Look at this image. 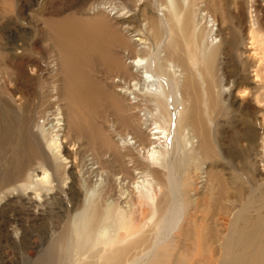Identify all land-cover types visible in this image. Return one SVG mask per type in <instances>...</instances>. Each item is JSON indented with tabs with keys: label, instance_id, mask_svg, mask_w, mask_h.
Returning <instances> with one entry per match:
<instances>
[{
	"label": "rangeland",
	"instance_id": "rangeland-1",
	"mask_svg": "<svg viewBox=\"0 0 264 264\" xmlns=\"http://www.w3.org/2000/svg\"><path fill=\"white\" fill-rule=\"evenodd\" d=\"M140 1L0 0V264H102L91 256L103 250L111 254L120 245L118 241L127 234L124 217L134 220L133 227H142L148 237L146 247L153 241L160 216L155 205L172 198L168 188L161 189L140 168L166 165L164 144L129 146L134 132L125 122L126 113L117 112L111 98L115 90L109 79L111 47L106 39L99 53L84 46L85 68L78 55L67 57L68 69H83L89 76L87 91L80 96L84 81L79 76L76 84V78L70 80L71 73L65 75V49L56 25L63 19L75 24L71 40L77 43L90 34L88 28L98 39L106 31L96 28L119 31L117 20L162 18L155 0ZM110 6L116 9L114 13H110L112 8L103 10ZM184 8L183 20L192 18V24L189 32L176 27L178 53L182 54H177L176 66H183L180 61L192 52L198 54L199 49L218 52L211 103L207 105L200 88L198 106V115L207 121L213 150L201 149L200 137L186 132L189 160H185V174L179 176L182 190L189 193L184 220L159 250L155 264H214L229 223L253 189L264 186V0H186ZM66 77L77 85V95L66 94ZM57 114L62 117L63 132L50 127L49 119ZM85 118L89 125L82 132L75 125ZM143 128L151 138L155 126ZM52 138L64 140L65 144L57 141L61 152L54 150L56 146L53 151L47 147ZM54 152L59 153V163ZM43 168L49 170L50 178L36 189L34 182L42 178ZM209 172L221 175V187L214 181L205 182ZM79 189L83 197L88 194L108 204L111 214L98 232L102 241L116 240L82 255L75 251L79 232L73 225ZM261 192L257 191L254 202L262 201ZM177 214L171 217L174 225L180 217Z\"/></svg>",
	"mask_w": 264,
	"mask_h": 264
},
{
	"label": "bare ground",
	"instance_id": "bare-ground-1",
	"mask_svg": "<svg viewBox=\"0 0 264 264\" xmlns=\"http://www.w3.org/2000/svg\"><path fill=\"white\" fill-rule=\"evenodd\" d=\"M141 1L144 2L145 0ZM182 1L183 0H155L154 3L160 5L159 13L162 15V18H145L143 22L137 19L127 20V18L117 20L119 31L105 26H102V31L96 28V30L100 32L106 31V33H103L104 36L100 33L98 39L95 37L97 33H94L88 28L87 30L90 34L81 37L77 43H72L73 41L71 40V35L73 34L72 30H75V24H71L72 22H68L66 19L56 24L60 45L65 49V58L63 59L62 65L63 71L65 75L71 73V82H75L73 78H76V84H78L79 76H81L84 81L80 89L81 91H79L80 96L87 91V87L90 83L89 76L83 69H76L74 70L75 72L68 69L69 64L67 57L70 54L78 55L80 64L85 68L86 65H88L86 59L88 57L87 53L84 51V46H87L95 53H99L101 51L98 47L101 45L102 41L106 39L107 44L111 47L108 59L110 65L109 70L112 74L109 79L115 90V94H113L115 96L111 98L113 103H115L117 112L121 111L126 113L124 117L125 122L134 132V137H131L134 142H128L129 146L132 145L133 147L135 145L145 148L146 143L147 145H153L160 142L164 144L162 146H164L167 155L166 165L161 164L162 168L158 169L150 165H142V168H140V170L148 171V173L158 181L161 189L168 188L172 198V200H163L155 205V213L160 216L153 228V233L155 232L153 241L146 247L145 245L148 237L145 233H142V227H138L137 225L133 227V223H135L134 220L132 222L130 217H127V220H125L126 218L124 217V221H122L125 224L124 227L127 228V234L118 241L120 245L113 249L114 251H112L111 254L106 255L104 254L105 250H103L91 256V259H101L102 264H155V258L159 257L160 254L159 250L163 245L171 241L174 231L179 230L184 220V205L186 204V198L189 193L185 189L182 190L184 184L181 183L180 177L185 174L184 167L187 165L185 160H189V153L187 151L189 143L187 142L188 139L186 134H191L190 132H192L193 135L199 136L201 141V145L199 146L201 149H207V152L213 147L208 139L209 131L206 125L207 121H205L202 115H198V106L201 92L200 88L204 90L207 97V105L211 103L209 96L211 95L212 89L215 87V83H217L214 81V64L218 52H215L216 49L209 51L203 49L200 51L198 48L199 55L193 54L192 52L188 55L189 57L186 60L181 59L182 61L180 62H182L183 66H176L175 58H178L177 54L182 56L181 53H178L180 47L176 40V27L180 26V30L189 32L192 24V18L183 20L186 0L185 3ZM111 8L112 6L103 8V10H110ZM115 11L116 9L112 8L110 13H114ZM204 16L205 15L202 16V20H205ZM213 32L214 31H212V33ZM255 32L256 30H254L253 33ZM67 52H69V54ZM178 68H182L181 71H178ZM194 69L196 70L195 73H193ZM65 81L66 94L69 96L74 92L75 95H77V85L75 83H69L67 77ZM73 85L75 86L74 90L71 89ZM119 97L125 100L122 101ZM124 101H128L127 105L124 104ZM59 115L60 114H57L49 119L51 122V126H49L53 130L58 129L57 132H63L61 129L64 124L62 123V117ZM88 122L87 118L81 119L75 126L79 127L83 132L88 128ZM152 125H154L155 128L154 131L152 130L153 134L150 138L143 127ZM60 136L58 135L57 137ZM59 140H61V144L64 143L62 138H54L52 142L46 146L52 151L53 147L56 146L54 150L59 149V152H61V145L58 144ZM58 154L54 152L56 163H59ZM172 157H174L176 161L173 162L171 160ZM180 164L182 171L179 170ZM46 168H43L42 178L34 182L36 189L39 188L44 181L47 183L50 178L49 168ZM262 168H264V160ZM141 173L143 174L144 172ZM90 175H92V173ZM164 177H166L167 180L163 181ZM210 181H214L220 187L224 182L219 173L213 172H209L205 182ZM29 188L30 186L28 189ZM261 189L262 201L258 199L259 202H254L257 191ZM256 190L253 189L248 198H246L247 201L245 206L237 212L235 220L229 223L228 232L225 233L226 235L222 238L223 244L219 259L215 260L214 264H264V186ZM149 193L151 194V192ZM195 193L197 194L196 190ZM140 195L141 199H143L142 193ZM253 211L256 212V216L252 215ZM178 212H180V217H178L179 220L174 225L172 222H175V220H172L171 217ZM110 214L111 209L108 204L103 205L96 202L95 199L91 198L88 194L83 197L82 190L79 189L77 212L73 219V225L75 229H77L76 232H79L75 243V251H77L78 254L82 255L86 250L91 248L94 249V247L96 248V246L101 244L109 246L116 242L115 239L102 241V236L100 237V232H98L100 225L104 223ZM242 221H244L245 224L243 227H240L238 224ZM132 230L135 232H132ZM164 230L167 231V234L163 236L162 233ZM87 264L94 263L88 262Z\"/></svg>",
	"mask_w": 264,
	"mask_h": 264
}]
</instances>
